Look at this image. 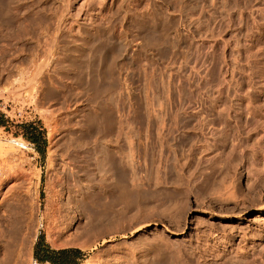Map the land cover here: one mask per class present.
I'll list each match as a JSON object with an SVG mask.
<instances>
[{"label": "rangeland", "instance_id": "1", "mask_svg": "<svg viewBox=\"0 0 264 264\" xmlns=\"http://www.w3.org/2000/svg\"><path fill=\"white\" fill-rule=\"evenodd\" d=\"M65 1L0 0V264L51 263L35 258L44 244L79 250L78 264H264V0ZM37 55L53 87L44 111L26 92ZM107 107L112 132L98 136L90 121ZM70 141L87 155L84 182L116 178L99 166L104 147L127 178L124 197L89 189L83 248L54 246L40 225ZM14 207L35 216L29 257L3 234Z\"/></svg>", "mask_w": 264, "mask_h": 264}, {"label": "bare ground", "instance_id": "2", "mask_svg": "<svg viewBox=\"0 0 264 264\" xmlns=\"http://www.w3.org/2000/svg\"><path fill=\"white\" fill-rule=\"evenodd\" d=\"M33 2V1H32ZM64 2H66L65 0H64ZM67 2H68V0H67ZM35 3V2H34ZM28 4V3H27ZM69 6V5H68ZM100 6V5H99ZM65 8V7H64ZM23 9V8H22ZM78 9V8H77ZM68 10V9H67ZM100 10V9H99ZM41 11H42V9H41ZM92 11L93 12V10H88V12L86 13H84V12H82L81 13V11H79L80 12V14L81 15H83L84 16V21H89L90 20V18L88 17L89 16V14H90V12ZM77 12V11H76ZM38 13V12H37ZM96 13H98V11L96 12ZM79 14V13H78ZM92 14V13H91ZM91 14H90V16H91ZM15 15V14H14ZM73 15V14H72ZM76 15V14H75ZM55 16V15H54ZM60 16V15H59ZM78 16V15H77ZM124 17H125V14L123 15ZM79 17V16H78ZM92 17V16H91ZM14 18V17H13ZM58 18V17H57ZM60 18H61V16H60ZM60 18H58V24H56L57 25V27H56V29L58 30V31H60V29L59 28H61L63 25H65V24H63V22L62 21H60L59 19ZM87 18H89V19H87ZM63 20V19H62ZM29 21H30V19H29ZM47 21V20H46ZM44 22V21H43ZM51 22H53V21H51ZM72 22V21H71ZM92 22V21H91ZM94 22H95V20H94ZM29 23V22H28ZM31 23V22H30ZM33 23V22H32ZM35 23V22H34ZM90 23V22H89ZM63 24V25H62ZM71 25V24H70ZM86 25V24H85ZM55 26V25H54ZM18 27V26H17ZM21 29H22V26L20 27ZM24 28V27H23ZM40 28V27H39ZM49 28V27H48ZM19 29V28H18ZM30 29V28H29ZM33 29V28H32ZM63 29H64V27H63ZM20 30V29H19ZM112 30V29H111ZM55 31V30H54ZM30 32V31H29ZM32 32V31H31ZM46 32V31H45ZM57 32V31H56ZM5 33V32H4ZM20 33V32H19ZM28 34V33H27ZM43 34V33H42ZM41 34V35H42ZM57 34V33H56ZM40 35V36H41ZM5 36V35H4ZM3 36V37H4ZM31 36H32V34H31ZM36 36V35H35ZM56 36V35H55ZM6 38V37H5ZM39 38V37H38ZM42 38V37H41ZM47 38V37H46ZM2 40V39H1ZM109 41V40H108ZM6 42V41H5ZM6 44V43H5ZM1 45V44H0ZM8 45V44H7ZM101 45V44H100ZM6 46V45H5ZM58 47V46H57ZM49 48H51V47H49ZM59 49V48H58ZM48 50V49H47ZM50 50V49H49ZM18 51V50H17ZM56 51H57V49H56ZM55 51V52H56ZM47 52V51H46ZM54 52V53H55ZM2 54H3V52H1ZM14 53H16V52H14ZM50 52H48L47 54H49ZM53 53V54H54ZM57 53V52H56ZM51 54V56H52V53H50ZM93 54V53H92ZM34 55V54H33ZM105 55V54H104ZM42 56V55H41ZM38 57V55H37V59H34V61H39V63H37V66H36V69L35 68H33V69H35V70H37L36 72L34 71V73L32 72V74H30V77H27V87H28V89H26V92L28 91L29 92V95H31L32 94V92H35V94L36 95H38V97H37V99L36 100H34V101H36V103H37V106H39V107H41V109L44 107H46L45 109L47 110V109H49V106H48V104L49 103H47L46 104V106H44L45 105V103H46V101L47 102H49L48 100H46L47 98L49 99V97H52V96H50V94L48 95V93L50 92V89L52 88L53 89V87H51V86H47V88L45 87V85H46V82H45V77L47 76L48 77V73H45L47 70H48V63L49 62H46V61H48V57L46 56V57ZM45 56V55H44ZM101 56V55H100ZM52 57H55V56H52ZM51 57V58H52ZM4 58V57H3ZM50 59V58H49ZM55 60V59H54ZM59 60H60V58H59ZM102 60V59H101ZM33 61V62H34ZM35 63V62H34ZM79 63V62H78ZM97 63V62H96ZM33 65V64H32ZM84 66V65H83ZM82 67V66H81ZM87 67V66H86ZM87 69V68H86ZM24 70V69H23ZM27 70H28V68H27ZM28 71H30V70H28ZM33 71V70H32ZM94 72V71H93ZM84 73V72H83ZM82 73V74H83ZM95 73V72H94ZM98 73V72H97ZM79 74V73H78ZM81 73H80V76H79V78L81 79V81L83 80V75H82ZM32 75V76H31ZM93 75V74H92ZM56 76V75H55ZM88 76H89V73H88ZM100 76V75H99ZM102 76V75H101ZM50 77V76H49ZM48 77V78H49ZM105 77V76H104ZM29 79V80H28ZM54 79V78H53ZM100 79V78H99ZM98 79V80H99ZM26 80V79H25ZM86 80H88V79H86ZM103 80V79H102ZM94 80H91V82H93ZM95 81H96V79H95ZM50 82H51V80H50ZM88 82V81H87ZM87 82H86V84H87ZM55 83V82H54ZM53 82L51 83V84H54ZM96 83H98L97 81H96ZM104 83V82H103ZM56 84V83H55ZM89 84H92V83H89ZM94 84V83H93ZM81 85H82V83H81ZM102 86V85H104V84H99V86ZM106 85V84H105ZM88 86V85H87ZM91 86V85H90ZM89 86V87H90ZM94 85H92V87H93ZM95 86H96V84H95ZM94 86V87H95ZM23 87H26V86H24L23 85ZM86 87V86H85ZM91 87V88H92ZM97 87H98V85H97ZM102 88H103V86H102ZM25 89H23L24 90V92H25ZM95 89H97L96 87H95ZM15 90H17V88L15 87ZM14 91V90H13ZM52 91V90H51ZM57 91V90H56ZM56 91H54L53 90V93L54 92H56ZM8 92V91H7ZM15 92V91H14ZM18 91H16V93H17ZM20 93H21V91H19ZM25 92V93H26ZM12 93V92H11ZM31 93V94H30ZM50 93H52V92H50ZM19 94V93H18ZM41 94H43V96H41L40 97V95ZM45 94H47V95H45ZM57 95V94H56ZM54 96V95H53ZM57 97V96H56ZM28 98H30V97H28ZM52 99V98H51ZM50 99V100H51ZM56 100V99H55ZM52 103V102H51ZM54 103V102H53ZM58 108V107H57ZM60 108V107H59ZM43 110V109H42ZM59 110V109H58ZM234 110V109H233ZM236 110V109H235ZM234 110V111H235ZM44 111V110H43ZM48 111H50L49 113H48V115L50 114V115H53L54 116V112L52 113V111L51 110H48ZM97 111V110H96ZM45 112H47V111H45ZM95 112V111H94ZM93 112V113H94ZM44 113V112H43ZM58 113V112H57ZM237 113H239L237 110L235 111V113H234V115H232V117L233 118H235V120H237ZM55 114H56V112H55ZM93 114H91L90 116H92ZM46 116V115H45ZM90 116H89V118H90ZM52 118V117H51ZM54 118V117H53ZM47 119V118H46ZM50 119V118H49ZM52 120V119H51ZM57 121V120H56ZM69 121V120H68ZM90 120L88 119V122H89ZM61 122V121H60ZM66 122H67V120H66ZM90 122H91V124H93L94 126H91V124H90ZM89 122V124H90V126L92 127V129L93 130H95L96 131V133H97V135L99 136V135H105L106 133H105V131H107L108 129V132L109 133H111L112 132V122H113V112H112V110H111V108L110 107H107V108H102V109H100L98 112H96L94 115H93V117L91 118V121ZM68 123V122H67ZM61 124V123H60ZM229 121H225V125H224V123H222V126L224 127L223 129H224V131H227L228 129H229ZM74 134H76V133H74ZM70 135V134H69ZM106 135H108V134H106ZM67 137H68V135H67ZM70 137L72 138V137H75V136H71L70 135ZM69 138V137H68ZM67 138V139H68ZM70 139V138H69ZM68 139V140H69ZM73 139V138H72ZM75 139V138H74ZM76 139H77V137H76ZM75 139V140H76ZM74 140V141H75ZM78 140V139H77ZM76 140V141H77ZM235 140V139H234ZM3 141V140H2ZM1 139H0V146L2 145L1 144ZM72 141V140H71ZM69 142V143H72V142ZM8 142V141H7ZM7 142H6V144H7ZM108 142V141H107ZM10 143H12V142H10ZM76 143H78V142H76ZM75 142H74V144H75V146L74 147H70L69 145L70 144H68V145H66V146H69L68 148H72V149H70V150H67L66 152H64V154H62L61 152H60V154H62V156H59V157H63L62 158V169H64L63 170V173H60L61 171L60 170H58V171H60V172H57V171H55L54 173H56V174H58V173H60V174H58V175H54V177H53V181H50V182H48V183H50V184H52V191H51V194H50V198H49V200H48V202H47V206H46V209H45V211L42 213L41 212V214H42V217L40 218L41 220H40V225H43V227H45V229H46V231H47V234H48V238H49V240L51 241V243L54 245V246H56V247H58V246H60L61 245V243H59V239L61 238V236H64L66 239V241L67 242H65L66 244L67 243H71V244H75V245H80L82 248L83 247H85V244L83 243H81V242H79L78 241V239H79V234H78V232H79V230L81 229L83 232V234H85V232H86V234H87V232H88V230H90V228H91V226L92 225H94L95 226V224L96 223H94V219L95 218H93V214H92V212H93V208H91L92 206H94L92 203L94 202V200H95V195L93 194V193H91V191H89V189L91 188V187H93L94 185H96V184H98V185H100L101 187H109L112 191L113 190H119L116 194H121V195H119V198H120V196H122L123 195V197H124V190L122 189V188H125L126 189V180H127V178H125L126 176V174H125V165L124 164H122L121 163V160L119 161V159H117L116 158V156H114V154H113V152L111 151V149L109 150V149H107V148H102V149H100V156H99V159H98V161H99V166H104L105 168H107V171L105 170V168H104V172H109L110 173V171L108 170V168L109 169H111V170H113L112 172H114L113 173V175L115 174L116 176V178L114 179V181L113 182H110V183H107V182H105L106 181V179H104L103 177H101L98 181H97V183H96V181L95 180H93L92 179V177L90 178V176L89 177H87L86 179H87V181H88V183H86V181L84 182L83 181V179H82V176H81V174L83 173V172H85V171H83V170H87V168L86 169H84L85 167H86V164H85V162L84 161H86V159H84V157L86 156L87 157V155H83L82 154V152L84 153L85 151H81V149H79V146L76 144ZM4 144H5V142H4ZM73 143L71 144V145H74ZM108 144H109V142H108ZM9 145V144H8ZM11 145V144H10ZM4 146V145H3ZM7 147V146H6ZM1 148H2V150L4 149L3 147H0V150H1ZM8 148V147H7ZM12 148V147H11ZM9 149L10 151L12 150V149ZM5 150H7V149H5ZM5 152V151H4ZM13 151H11V153H12ZM16 152V151H15ZM3 153V152H2ZM2 153H0V154H2ZM7 153V152H6ZM52 154V153H51ZM85 154V153H84ZM3 156V155H2ZM56 156V155H55ZM1 157V156H0ZM4 157V156H3ZM53 157V156H52ZM51 157V159H50V161L52 162V159L54 158H52ZM24 158V157H23ZM6 159V158H5ZM0 160H2V159H0ZM3 160H4V158H3ZM23 160V159H22ZM6 161V160H5ZM8 161V160H7ZM58 161V160H57ZM125 160H123V162H124ZM13 162V161H12ZM51 162H50V164H51ZM53 162H54V160H53ZM2 163V162H1ZM0 163V164H1ZM7 164V163H6ZM10 164V163H9ZM53 164V163H52ZM57 164V163H56ZM4 165V164H3ZM13 165V164H12ZM9 166H11V165H9ZM58 166H61V164L60 165H58ZM1 169H2V167H0ZM4 168V167H3ZM8 168H10V170H11V167H8ZM57 168V167H56ZM55 168V169H56ZM61 168V167H60ZM100 168H102V167H100ZM23 169H24V167H23ZM58 169V168H57ZM7 170V169H6ZM20 170V169H19ZM8 171V170H7ZM54 171V170H53ZM26 172V171H25ZM65 172V173H64ZM86 172H88V171H86ZM85 172V173H86ZM28 173V172H27ZM109 173H108V175H109ZM12 174V173H11ZM16 174V173H15ZM87 174V173H86ZM18 176H23V175H13L12 176V178H16V177H18ZM34 176V175H33ZM39 176L40 175H36V178L38 177V179H39ZM86 176V175H85ZM110 176H112V175H110ZM114 177V176H113ZM113 177H112V179H113ZM2 178V177H1ZM4 178V177H3ZM10 178V177H9ZM254 178H255V176H254ZM28 179H29V177H28ZM30 179H31V177H30ZM29 179V180H30ZM38 179H37V181H38ZM126 179V180H125ZM23 180V179H22ZM20 181V180H19ZM25 181V180H24ZM26 181H28V180H26ZM86 183L87 185H84V183ZM262 181V180H261ZM17 181H15V183H16ZM23 182V181H22ZM21 182V183H22ZM262 182H264V180L262 181ZM35 183V182H34ZM14 184V183H13ZM13 184H11V186L13 185ZM30 184V183H29ZM15 185V184H14ZM25 185V184H24ZM38 185V184H37ZM36 185V186H37ZM18 186H20V184L18 185ZM49 186V185H48ZM34 187H35V184H34ZM50 187V186H49ZM58 188V189H56L55 190V188ZM85 187H87L88 188V190H84V188ZM96 187V186H95ZM11 188V187H10ZM9 188V189H10ZM12 188H13V186H12ZM11 188V189H12ZM2 189H3V179L2 180H0V195L2 194ZM10 189V190H11ZM16 189V188H15ZM21 189V188H20ZM26 189V188H25ZM30 189V188H29ZM29 189H28V191H29ZM54 189V190H53ZM97 189V188H96ZM95 189V190H96ZM13 190V189H12ZM36 189H34V191H35ZM50 190V189H49ZM129 189H127V191H128ZM14 191V190H13ZM30 191H31V189H30ZM38 191V190H37ZM56 191H58V192H56ZM93 191V190H92ZM33 192V191H32ZM128 192H130V194H131V191H128ZM127 192V193H128ZM140 192V191H139ZM9 193V192H8ZM12 193V192H11ZM65 193H67V197L65 198L66 199V202L64 201H62L63 199H62V196L65 194ZM113 193H115L114 191H113ZM26 194H29V192L27 193L26 192ZM25 194V195H26ZM32 194V193H31ZM35 194V193H34ZM6 195V194H5ZM35 195H37V192H36V194ZM34 195V196H35ZM134 195V194H133ZM132 194H131V196H133ZM28 196V195H27ZM33 196V195H32ZM38 196V195H37ZM10 197V196H9ZM31 197V196H30ZM134 197V196H133ZM4 198V197H3ZM21 198V197H20ZM36 198V196L34 197V199ZM142 198V197H141ZM25 199V198H24ZM29 199V198H28ZM31 199H32V197H31ZM23 201V198L21 199V202ZM25 201V200H24ZM32 202V201H31ZM21 204V203H20ZM30 204H32V203H30ZM38 204V203H37ZM26 205V204H25ZM27 205H29V204H27ZM27 205H26V208L27 209H31L32 210V208H28L27 207ZM15 206V205H14ZM30 206H32V205H30ZM33 206H34V204H33ZM36 206V205H35ZM40 206V205H39ZM91 206V207H90ZM25 207V206H24ZM84 207H86L87 209H88V211H90L89 213H91L92 214V217L90 216V217H85V216H83V214H85V213H87L88 211L84 208ZM14 208H16V210L13 212V214H11V216H10V220H9V222H8V224H7V226H6V228H8L7 229V231L5 230V229H3L4 231H3V234L5 233V232H8V238H9V242H10V244L12 245V246H14V248H15V250H16V252H17V254L18 255H20L21 253L23 254H25V255H27L28 257H29V255H30V249H29V245H30V242H32L31 241V233H26V231H24V227L26 228V226H25V222H26V216H25V214L26 215H28L27 213H24V211L25 210H23V208L21 209L20 207L18 208V207H14ZM84 208V209H83ZM10 209H11V207H10ZM34 210H36L35 208H34ZM38 210V209H37ZM85 210H86V212H85ZM12 211V210H11ZM83 211L85 212V213H83ZM92 211V212H91ZM30 213V212H29ZM262 213L264 214V210L262 211ZM3 214V213H2ZM7 214H9V213H7ZM30 214H32V212L30 213ZM28 215V216H33V215ZM4 215V214H3ZM5 215H6V213H5ZM3 217V216H2ZM30 217V218H31ZM35 217V216H34ZM34 217H32V218H34ZM84 217H85V221L83 220L84 219ZM95 217H97V215L95 216ZM260 217V216H259ZM6 218V217H5ZM36 219V218H35ZM32 220V219H31ZM6 221V220H5ZM27 221H28V219H27ZM29 222V221H28ZM96 222V221H95ZM30 224H31V222H29ZM39 223V222H38ZM28 224V223H27ZM26 224V225H27ZM30 224H28V226L30 225ZM31 227V226H30ZM28 228V227H27ZM74 229V230H73ZM29 232L31 231L30 229L28 230ZM0 232L2 233V231H1V229H0ZM1 236V235H0ZM84 236V235H83ZM85 239V238H84ZM8 241V240H7ZM84 241V240H83ZM64 242L62 243V244H65ZM86 243V242H85ZM87 245V244H86ZM31 258V257H30ZM93 261V260H92ZM91 261V262H92ZM89 263V262H88ZM93 264H96L95 262H92ZM91 263V264H92ZM163 263V262H162ZM48 264H51V263H48Z\"/></svg>", "mask_w": 264, "mask_h": 264}, {"label": "trees", "instance_id": "3", "mask_svg": "<svg viewBox=\"0 0 264 264\" xmlns=\"http://www.w3.org/2000/svg\"><path fill=\"white\" fill-rule=\"evenodd\" d=\"M35 258L42 262H51L53 264H78V258L81 253L77 249L54 250L48 244L43 247L36 245L34 250Z\"/></svg>", "mask_w": 264, "mask_h": 264}]
</instances>
